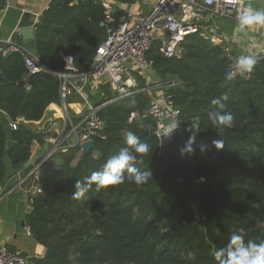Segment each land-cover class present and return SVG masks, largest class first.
<instances>
[{"label": "trees", "instance_id": "16d2710c", "mask_svg": "<svg viewBox=\"0 0 264 264\" xmlns=\"http://www.w3.org/2000/svg\"><path fill=\"white\" fill-rule=\"evenodd\" d=\"M111 1L115 21L125 13L123 6L133 2ZM106 34L98 0H50L34 24L29 46L45 69L28 73L22 54L3 56L0 109L10 121L40 120L48 106L61 102L57 73L65 72L62 57L70 56L79 73L87 72ZM14 38L20 41L17 34ZM181 46V58L166 57L154 40L145 56L178 108L176 121L185 129L184 140L191 135L187 125L192 118H200L195 134L208 147L204 152L197 147L192 154L196 205L179 182L176 157L159 153L149 95L135 92L100 107L103 127L86 153L71 146L58 154L60 163L48 168L46 162L30 177L40 191L29 195L24 222L33 240L53 255L28 257L26 264H217L213 253L232 232L242 229L245 241L264 240V59L251 72L229 79L230 59L220 45L192 34ZM134 75L138 86L145 87V80ZM99 85L107 92L90 101L93 106L112 97L107 85ZM225 94L226 110L234 117L230 128L213 126L208 119L216 107L211 101ZM9 131L0 121V185L7 162L19 169L30 158L33 144L44 143L40 130L18 126ZM128 131L150 145L147 155L137 154L143 159L137 167L150 170L152 178L143 185L126 179L99 192L93 185L85 197L73 199L77 180L101 170L109 157L130 147L124 141ZM220 138L225 143L218 151L212 141ZM95 151L100 152L98 158H93Z\"/></svg>", "mask_w": 264, "mask_h": 264}, {"label": "built area", "instance_id": "2783aa9c", "mask_svg": "<svg viewBox=\"0 0 264 264\" xmlns=\"http://www.w3.org/2000/svg\"><path fill=\"white\" fill-rule=\"evenodd\" d=\"M98 1L104 8L106 38L98 46L85 73L76 70L70 56L62 57L65 72L57 75L62 79L60 99L63 126L57 134L45 133L44 142L49 147L38 162L29 168L27 177L34 175L48 159L65 152L69 147L78 146L81 150L83 142L92 141L102 130L100 107L135 92L144 91L149 95L148 113L155 119L158 138L177 122L178 108L163 92L162 86L150 79L151 63L145 54L154 40L159 42L158 49L164 56L181 58L184 54L181 43L185 37L198 34L222 47L230 59L232 75L243 73L234 67L236 60L231 57L230 47L236 46L239 50L241 47V55L254 54L257 61L264 59V44L255 48L241 36L226 34L216 22L217 19L237 22L236 17L245 8L264 9V0H151L147 10L135 15L123 7L125 13L117 21L113 16L115 3L111 0ZM38 17H35L34 24ZM0 52L2 57L13 52L22 54L28 73L45 69L28 45L16 42L10 36L0 39ZM135 72L145 80V87L138 86ZM92 82L107 85L112 97L101 105L93 106L83 94L84 86ZM73 93L80 95L84 106L76 119H73L66 105V99ZM166 117L171 122L163 124L162 120ZM11 127L17 128L15 121ZM27 258L19 250H9L5 245H0V264H26Z\"/></svg>", "mask_w": 264, "mask_h": 264}, {"label": "clouds", "instance_id": "9594fccd", "mask_svg": "<svg viewBox=\"0 0 264 264\" xmlns=\"http://www.w3.org/2000/svg\"><path fill=\"white\" fill-rule=\"evenodd\" d=\"M237 27L240 32L253 27L264 28V9H254L252 7L245 8L236 17ZM257 63V57L254 54L241 55L237 58L234 67L240 73L251 72ZM228 78L231 79V73ZM228 99L227 95L221 96L219 99L214 98L211 103L216 107L209 112L208 119L213 126L216 127H232L234 117L230 111L226 110V104L223 101ZM181 127L179 122L172 124L168 137H171L175 130ZM200 128V118L193 117L191 123L187 125V130L191 135L184 141L179 153L183 158L185 155H191L198 147L201 152L207 150L208 145L205 143H197L195 132ZM125 144L130 147H123L117 154L109 157L99 171L92 172L89 176L79 179L75 182V191L72 194L73 199H81L89 193L93 185L96 186L97 192L100 189L107 188L112 185H118L127 179L137 185H143L152 178L150 170H141L137 167L143 163V159H138V155L142 157L150 151V145L140 141V138L132 131H128L124 137ZM224 139H216L212 141V145L216 150L224 148ZM93 158L100 156L99 151L92 153ZM127 174V175H126ZM243 230L232 232L228 238V242L216 249L213 253L217 264H264V240L259 242L253 240L245 241L242 234Z\"/></svg>", "mask_w": 264, "mask_h": 264}, {"label": "crops", "instance_id": "0c3cea01", "mask_svg": "<svg viewBox=\"0 0 264 264\" xmlns=\"http://www.w3.org/2000/svg\"><path fill=\"white\" fill-rule=\"evenodd\" d=\"M49 1L50 0H5L4 7L0 10V39H5L10 36L16 42L25 44L17 28V23L22 12L29 11L31 13V20H34L47 6ZM150 2L151 0H133L131 4L125 6V9H129L130 12L135 15L142 10H147L150 6ZM262 30H264V28L253 27L246 29L244 34L250 37L259 36V39H262L264 37V34L261 32ZM14 34L18 35L20 41L14 38ZM262 42H264V40H261L260 44H257L256 47L263 45L264 43ZM150 75L152 82L157 81V77L152 71ZM93 85H97V83H88L83 89V94L88 101L90 98L87 94ZM66 105L73 119H76L77 115L84 110L82 98L75 93L69 96ZM50 108H53L55 113H53L52 116H46ZM62 108L61 103L59 105L51 104L46 108L40 120L36 122H26L22 118H18L15 122L17 127L22 126L33 131L40 130L44 133L54 132L57 134L64 122L62 118ZM0 121L5 125L8 133L10 129L15 130L11 127V123L14 121H10L1 109ZM8 144L10 143L8 142ZM40 147V144L34 143L32 146V154ZM51 163H48L46 166H48V168L53 167L54 164L52 163V166H50ZM40 171L41 170L37 171L35 174H38ZM27 173V168L19 171V169H13L10 163L7 162V176L3 184L0 185V245H5L13 250H19L27 257H42L44 247L33 240L24 222V217L30 209L29 195L37 189L33 179L27 177Z\"/></svg>", "mask_w": 264, "mask_h": 264}, {"label": "water", "instance_id": "95a60500", "mask_svg": "<svg viewBox=\"0 0 264 264\" xmlns=\"http://www.w3.org/2000/svg\"><path fill=\"white\" fill-rule=\"evenodd\" d=\"M5 0H1L0 2V10L4 7ZM18 33L21 36L24 43L28 46L33 44L34 38V20H31V13L29 11H23L22 15L17 23ZM2 59V54L0 52V61ZM2 80V76L0 74V81ZM264 84V78L262 79ZM23 84V81L19 82ZM55 113L53 108L48 109L46 116H52ZM163 124H168L171 122L169 117H166L162 120ZM170 130V129H169ZM169 130L165 131L159 137V153L163 154L165 152L171 153L178 160V172H179V182L185 189L189 202L191 204L197 203V195H196V180L194 176V169L192 163V154L185 155L183 158L179 153V148L184 144L183 132L184 128L180 127L174 131L171 137H168ZM199 143V141H197ZM92 145V141L87 140L81 144V152L86 153ZM49 144L44 142L41 147L30 156V158L23 164L22 167L19 168V171H22L26 168H32L34 164H36L41 158L45 151L48 149ZM23 224V223H22ZM24 225V224H23ZM53 252L49 249L44 248V252L42 257L52 256Z\"/></svg>", "mask_w": 264, "mask_h": 264}, {"label": "rangeland", "instance_id": "374dc122", "mask_svg": "<svg viewBox=\"0 0 264 264\" xmlns=\"http://www.w3.org/2000/svg\"><path fill=\"white\" fill-rule=\"evenodd\" d=\"M216 22L226 34L234 35V37L241 36L244 38V40H246L248 43L252 44L255 47L257 46V44H260L261 40H264V37L263 38L261 37L262 39H259L260 38L259 36L250 37V36L244 34V31L240 32L238 30V27H237V22H233V21L227 20V19H217ZM261 32L264 34V30H262ZM262 43H264V42H262ZM241 49L242 48L240 47V50H239V47H236V46L230 47L229 52L231 51V57L233 59L237 60V58L239 56H241V51H242ZM103 91L105 93L107 92L99 84L93 85L87 94V96L90 98L89 101L96 102V101L100 100L102 96H100L99 93L103 92ZM60 103L62 104V102H60ZM67 103H68V100L66 101V104ZM60 161H61V159L58 157V155L53 156L47 160L48 163L52 162L54 164V166H56L58 163H60ZM52 163L50 164V166H52ZM192 205L195 206L196 204H192Z\"/></svg>", "mask_w": 264, "mask_h": 264}]
</instances>
